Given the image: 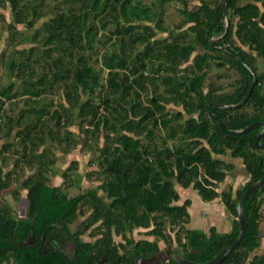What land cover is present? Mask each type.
Returning <instances> with one entry per match:
<instances>
[{
    "label": "trees",
    "instance_id": "trees-1",
    "mask_svg": "<svg viewBox=\"0 0 264 264\" xmlns=\"http://www.w3.org/2000/svg\"><path fill=\"white\" fill-rule=\"evenodd\" d=\"M191 1L0 0V7L8 9L11 17L8 20L0 12V23H5L1 26L8 32L0 64L8 48L34 42L17 49L9 59V77L21 80L19 86L12 80L0 86V132L16 128L14 135L22 146L20 151L13 149L19 155L5 177L0 166V190L23 166L35 168L23 182L28 187L27 220L16 224L18 238L30 226L45 230L51 222L67 229L77 211L88 209L78 233L99 221L98 229L109 242L112 233L125 235L151 226L146 234L168 244L174 232L183 257L196 262L211 259L237 238V220L227 233L212 228L207 235L186 228L190 200L176 203L180 197L176 185L192 187L204 201L219 197L225 211L236 217L241 193L264 172V146L253 145L263 127L232 134L218 124L235 130L255 121L264 123V0H227V32L212 43L210 39L225 30L224 0H198L189 7ZM172 2H177L182 15L175 24L179 31L151 40L156 31H167L163 16ZM47 15L30 39L17 28L23 23L32 28ZM196 48L199 51L190 59ZM239 58L254 72L256 82L242 105L213 108L215 119L209 110L216 104L238 103L253 80ZM181 63L187 64L179 70ZM211 71L214 75L205 84ZM56 93L60 94L58 103ZM17 97L22 100L14 116L4 104L17 105ZM170 103L181 108L169 109ZM72 110H77L80 119L78 140L70 129ZM47 140L56 142L61 154L77 146L95 147L98 168L86 175L99 181L98 190L108 202L96 191L70 196L46 183V173L56 161ZM9 149L10 144L2 145L0 154ZM227 151L241 158L248 171L247 181L234 192L231 188L218 191V183L233 168L217 157ZM1 157L5 164L6 156ZM76 163L71 160L65 168L63 185H70L69 170ZM263 203L264 182L244 199V237L218 264H264V252L253 254L264 236L259 228ZM10 226L0 222V237L13 233ZM152 246L157 249L155 243ZM15 251L13 264L18 256L26 258L23 264L55 262L52 256L43 258L31 250ZM9 260V252L0 248V264H10Z\"/></svg>",
    "mask_w": 264,
    "mask_h": 264
},
{
    "label": "rangeland",
    "instance_id": "rangeland-1",
    "mask_svg": "<svg viewBox=\"0 0 264 264\" xmlns=\"http://www.w3.org/2000/svg\"><path fill=\"white\" fill-rule=\"evenodd\" d=\"M149 1V0H146ZM198 0H193L189 3V7H191L193 4H197ZM166 12L163 16L164 19V24L168 27L167 31L165 32H161V31H156V35L154 36V38L152 39H161V38H167L170 35L178 32L179 30L175 28V24L182 18V15L179 11V7L177 2H172L171 4H167L166 5ZM8 9L5 8H1L0 7V12H3L6 16L8 20H11V17L8 16ZM50 17V15L41 17L32 28H28L26 23L23 24H17V28L18 30H20L21 32H23L25 34V36L27 38H31L35 32V29L38 28L43 21L47 20ZM5 24L0 23V51L3 48V45L5 44L6 38L8 36V32L4 29L3 25ZM191 37V35H190ZM189 42L191 43V38L189 39ZM32 44H34V42H25V43H21L20 45H17L16 47L13 48H8V50L6 51V58H5V62L4 64H0V86L3 84H7L9 81L12 80V82H14L15 87H18L21 80L12 77L10 79L9 77V71H8V64H9V59L14 55V52L19 49V48H28L30 47ZM98 53L97 55H100V50L101 48L98 47ZM199 49L196 48V50H194L191 55H190V59L193 57V55L198 52ZM89 51L86 52V55H89ZM94 57V55H93ZM190 60L187 62L189 63ZM187 63H181L177 68L179 70H182L184 68V66ZM94 68H97L98 64L94 63L91 64ZM214 75V72H210L207 79L205 80V84L208 83L211 80V76ZM222 82L226 83L228 82V80H223ZM151 91V87H149L148 93H150ZM60 94L56 93L54 95V100H56V103H58L60 101L59 99ZM17 102L18 104H9V102L4 104L5 109L8 110H13V115L15 116L17 114V112L20 109V104H21V100L19 97H17ZM167 108L169 109H180V106H176L172 103L167 104L166 105ZM72 113L74 115V122L73 125L70 127V129L72 130V132H74V138L76 140L79 139V128H78V122L80 121L79 117H77V110H72ZM186 117V115L184 116ZM50 128L53 126V124L49 125ZM48 126V128H49ZM16 128L12 129L9 133L7 130H4L2 132H0V148L2 147V145L4 144H10L12 149H9L8 152L4 155L0 154V158H2L1 156H6L7 161H5V164H1L2 160L0 159V166H2V171H3V176L5 177L6 172L12 168L13 166V162H14V158L17 157L19 154H15L12 153L13 149L16 148L18 151L21 150V144L20 142L17 140V138L15 137L14 133H15ZM160 134V131H157ZM81 136H84V134L82 133ZM91 143H93L92 145H94L93 141H90ZM47 144L48 146L52 149L53 153H54V157L56 159L55 163L50 167L49 171L46 173L47 176V181L46 183L53 186L54 184L57 186H59L66 194L73 196L76 194H82L84 192L87 191H96L98 194H100V196H102V198L105 200V202H108V200L105 198V195L98 190L97 185L99 184V181L93 180V177H87V172L93 171V170H97V164H95V158H96V154H95V147H89V148H80L79 146L72 148L70 150V152L68 154H61L60 152V148L58 146V144L56 142H52V141H48L47 140ZM99 144H101V141H99ZM2 152V150H1ZM228 152V151H227ZM230 152V151H229ZM3 153V152H2ZM8 154V155H7ZM221 158V157H220ZM71 160H76V164L73 166V170H69V176L71 175V179H68L70 181V185H63V180L65 178H63V172L65 171V168L68 166L69 162ZM223 160H225L223 158ZM93 164H89L88 162H92ZM226 162V161H225ZM35 169V168H34ZM33 168H29L28 166H23L22 169L19 171L20 173H18L17 177H12V179L10 180L9 184L4 187L3 189L0 190V207L2 209L5 210V213L7 215H12L15 216L16 214H18L19 211V215L23 214L26 210V200H25V196L28 190V187L24 186V180L25 178L34 171ZM49 175V177H48ZM229 175V174H228ZM248 179V175L246 176H242L241 178L235 177V176H228L227 181H225V183L223 184L224 187H226L228 184L232 186V190H234V188L236 189L237 187L241 186L242 184H244ZM175 182V180H174ZM60 183V184H57ZM236 186V187H235ZM181 202V201H180ZM263 207H264V203H263ZM89 214V209L85 210L83 213L77 211L76 212V217L75 219L72 221L71 223V227L74 229L75 226L80 228V226L82 225L83 221L87 218V215ZM263 219H264V211H263ZM264 223V222H263ZM95 224L97 225H92L90 226L87 230H85L84 232H88L91 229L92 230H96L97 228H99V226L101 225L99 221L95 222ZM171 234L174 235V232H171ZM2 252V251H1ZM24 259L26 258H22L21 256H18L16 261V264H23L24 263ZM1 264H7L6 262H2Z\"/></svg>",
    "mask_w": 264,
    "mask_h": 264
},
{
    "label": "flooded vegetation",
    "instance_id": "flooded-vegetation-1",
    "mask_svg": "<svg viewBox=\"0 0 264 264\" xmlns=\"http://www.w3.org/2000/svg\"><path fill=\"white\" fill-rule=\"evenodd\" d=\"M26 210L22 215L18 211V214L9 217L0 207V222L11 223L10 230L13 229L12 234L7 232L5 237H0V248L9 252L10 264L15 262L13 255L17 249L31 250L43 258L52 256L55 260L53 264H168L172 260L176 264L181 259H188L183 257L182 247L176 241L168 244L160 237L157 241L155 235L148 239L141 237V233L134 232V229L125 235L112 233L107 242L106 235L100 232L101 228L78 233L80 228L75 226L73 229L71 223L67 225V229H63L59 224L51 222V228L45 230L35 231L30 226L26 234L18 238V227L15 226L18 222L27 220ZM154 243L157 245L156 250H153ZM190 251L198 252L199 249Z\"/></svg>",
    "mask_w": 264,
    "mask_h": 264
},
{
    "label": "crops",
    "instance_id": "crops-1",
    "mask_svg": "<svg viewBox=\"0 0 264 264\" xmlns=\"http://www.w3.org/2000/svg\"><path fill=\"white\" fill-rule=\"evenodd\" d=\"M217 157H221L222 159L224 158L225 159L224 161L233 165V168L227 172L224 180L218 183V191H226L230 188L232 189V186L229 184L226 187L223 186L225 181H227L228 176L230 177L235 176L241 178L242 176L248 175V171L246 170V167L244 166L242 159L239 157H232L229 151L226 154ZM53 186L56 185L54 184ZM176 188L178 189L180 195L179 200L176 202L177 204H181L185 199L190 200V204L187 207L189 220L184 225L186 228L200 229L204 231L207 235L209 234V231L212 228L217 233H227L232 229L234 221L237 220V218L228 214L225 211L224 206L220 201L219 197H216L211 201H204L197 193V191L192 187H188L184 189L176 185ZM232 191L234 192L235 188ZM263 222L264 219H262V221L260 222L259 228L264 235ZM150 228L151 226L147 228L137 227L134 228V232L141 233V237L144 236L148 239H152L154 238L153 235L146 234V231H148ZM171 237L173 238L172 244H174L175 243L174 235L171 234ZM155 238L157 239V241L159 240V237L155 236ZM160 244H162V241H160ZM263 252H264V236L261 239L259 246L254 250L253 254L256 253L261 254Z\"/></svg>",
    "mask_w": 264,
    "mask_h": 264
},
{
    "label": "water",
    "instance_id": "water-1",
    "mask_svg": "<svg viewBox=\"0 0 264 264\" xmlns=\"http://www.w3.org/2000/svg\"><path fill=\"white\" fill-rule=\"evenodd\" d=\"M226 2L227 0H224L223 2V6H222V15H223V18H224V22H225V30L223 32V34L219 35V36H214L210 39V43H212V41L216 38H221L224 36V34L227 32V29H228V20H227V17H226V13H225V6H226ZM220 48L224 49V50H227L228 52L232 53L228 48L226 47H223L221 46ZM240 59V58H239ZM240 61L242 62V64L251 72L252 76H253V80L252 82L250 83L249 87H248V90L246 91L244 97L236 104H216L214 105L210 110H209V115L213 116L215 119L216 117L212 114V109L215 108V107H227V108H234V107H238L240 105H242L245 100L250 96V93L252 91V88L256 82V76L254 74V72L246 65V63L244 61H242L240 59ZM220 128L222 130H225L229 133H232V134H236V133H240V132H244V131H247V130H250L256 126H262V130L255 136V139H254V142H253V145L256 146V147H263L264 146V141L263 142H260V139L261 137L264 135V123L263 122H260V121H255V122H252L251 124L243 127V128H240V129H235V130H226L224 128V126L222 125V123L218 122ZM264 182V172L262 174V176L250 183L249 185L246 186V188L243 190V192L241 193L238 201H237V204H236V218H237V221H238V225H239V232H238V236L237 238L230 244H228L227 246L223 247L218 253H216L211 259L205 261V262H195V261H192V260H189V259H181L179 260L176 264H218L219 262H221L225 256H227V254L237 245L240 243V241L242 240V238L244 237V234H245V231H246V226H247V223H246V218H245V215H244V209H243V203H244V199L245 197L252 191L256 190L257 188L260 187V185ZM32 232V231H31Z\"/></svg>",
    "mask_w": 264,
    "mask_h": 264
}]
</instances>
